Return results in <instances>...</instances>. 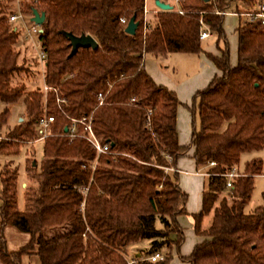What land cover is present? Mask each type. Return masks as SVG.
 <instances>
[{
	"label": "trees",
	"instance_id": "16d2710c",
	"mask_svg": "<svg viewBox=\"0 0 264 264\" xmlns=\"http://www.w3.org/2000/svg\"><path fill=\"white\" fill-rule=\"evenodd\" d=\"M261 1L177 0L171 9L148 16L143 31V0H31L21 9L44 13L38 34L46 54L43 83L56 90L47 91L42 103L41 90L24 93L22 86L9 85L22 67L11 49L17 35L7 22L11 11L0 1V127L7 106L19 99L27 115L6 140L0 139V154L17 155L35 138L33 123L44 105L53 117L41 142V159L26 161L25 172L35 185H25L22 211L17 208V169L11 161L0 168V264H21L26 255H35L38 264H126L127 247L145 239L149 248L134 257L136 263L168 264L171 250L177 252L184 239L176 217L186 214L187 198L171 170L190 148L195 166L205 169L207 184L199 210L189 214L201 241L179 258L188 264H264V191L262 205L243 211L262 162L253 157L240 166L242 153L264 146V25L239 16L231 67L223 15L216 13L232 8L229 12L240 14ZM131 16L138 25L129 35L119 19ZM202 27L219 42L214 54L200 48ZM62 31L89 34L97 48H78L68 57ZM171 52H203L219 72L193 96L197 128L184 145L176 132L180 102L142 66L144 54ZM84 115L108 145V154L96 155L83 138L62 134L67 117ZM235 168L232 186L225 189L221 174ZM207 214L209 223L201 228ZM7 226L28 236L16 250L6 247ZM162 249L163 259L143 260Z\"/></svg>",
	"mask_w": 264,
	"mask_h": 264
},
{
	"label": "crops",
	"instance_id": "0c3cea01",
	"mask_svg": "<svg viewBox=\"0 0 264 264\" xmlns=\"http://www.w3.org/2000/svg\"><path fill=\"white\" fill-rule=\"evenodd\" d=\"M146 6L149 10L148 16H150L156 10V6L153 0H146ZM225 17L229 18L225 19ZM239 19L233 13L225 14L222 18V28L228 44V63L231 67L236 64ZM217 45H219V42L212 34L200 41V48L204 52L216 53L215 48ZM142 66L156 84L166 87L176 95L180 102L176 110L177 140L181 145L187 144L192 129L197 128V119L191 112L193 96L197 91L205 88L212 80L217 78L219 72L203 52H171L157 57L144 54ZM191 154L192 148L188 150L187 155L176 160L174 169L171 170V172L175 173L177 185L187 195L185 202L186 214L176 217V221L183 231L184 239L177 252L172 250V257L169 263L172 262L173 264H188L181 260L179 256H187L193 246L201 241V237L193 231L192 219L189 221L185 219V215L199 210L201 193L207 184V176L203 174L205 169L195 166ZM243 162L240 163V166ZM235 171H237V168H235ZM210 216V214L205 215L203 217H206L204 222L202 218L201 228L207 227ZM169 238H173L172 234L169 235ZM142 244L140 241L129 245L126 250H131V257L141 256L149 248V242L148 248H142Z\"/></svg>",
	"mask_w": 264,
	"mask_h": 264
},
{
	"label": "rangeland",
	"instance_id": "374dc122",
	"mask_svg": "<svg viewBox=\"0 0 264 264\" xmlns=\"http://www.w3.org/2000/svg\"><path fill=\"white\" fill-rule=\"evenodd\" d=\"M6 5L7 11L14 12L17 9H21L23 4L31 2V0H0ZM22 10V9H21ZM229 9V11H231ZM23 12V11H22ZM24 13V12H23ZM27 14V13H24ZM29 18V17H27ZM229 17H225L228 19ZM148 19V17H147ZM16 39L14 43L11 45V49L14 53H16V64L21 66L22 69L15 72L9 81V85L12 86H22L23 92H31L40 90L42 81L39 66L35 60V49L32 45L31 41L28 39H23L21 34L16 33ZM43 102V98L41 103ZM3 105L0 104V112L3 109ZM21 119L26 120L27 115L24 111V106L22 100L19 99L16 103L8 105V115L6 118V122L4 125L0 127V139L6 140L8 137V131H10L18 121ZM41 143H27L20 146V151L17 155H1L0 154V168L1 166L7 162L11 161V166L17 169V208L22 211L24 209V194L26 192L25 185L32 186L35 185L34 180H32L29 175L25 172V165L27 159L33 158L36 162H39L41 159ZM252 157H259L261 159V174L253 177V189L250 194L249 200L246 202L243 207V211L246 213L251 212L255 207L262 205V192L264 191V146L257 150L242 153L240 155V163L244 160L250 159ZM1 190V184H0ZM225 192H221L219 195H223ZM211 215V214H210ZM185 219L187 221L191 220L190 215H185ZM206 217L203 218V222ZM210 220V217H209ZM209 223V221H208ZM155 226L157 228L160 227L158 221H156ZM172 240L175 238V234L171 233ZM4 237L6 242V247L8 250H16L19 246L25 244L28 240V236L24 233H21L14 229L11 226H7L4 229ZM142 248H148V240L141 241ZM174 250V249H172ZM171 250V257H172ZM129 251V252H128ZM164 252V249L161 250ZM131 250H126V257H131ZM174 255V254H173ZM21 264H38V259L35 255H26L21 258ZM169 264H173L170 262Z\"/></svg>",
	"mask_w": 264,
	"mask_h": 264
},
{
	"label": "built area",
	"instance_id": "2783aa9c",
	"mask_svg": "<svg viewBox=\"0 0 264 264\" xmlns=\"http://www.w3.org/2000/svg\"><path fill=\"white\" fill-rule=\"evenodd\" d=\"M164 3H167L169 5H175L177 3V0H159ZM156 9H158L156 7ZM159 10V9H158ZM156 11V10H155ZM154 11V12H155ZM179 13H182L181 11L178 10ZM221 15H225L228 13H233L237 15L238 17H243L247 20L251 21H259V23L264 25V2H258L254 5H251L247 7V11L242 12L240 14L236 12H216ZM148 14L149 10L146 6V0H143V6H142V25H143V31L146 30V25H148ZM30 14H24L21 9H17L16 11L10 13L7 16V22L10 25V29L15 32L21 34V37L23 39H28L31 41L32 45L34 46L35 49V60L39 66L40 70V75L42 79V85L40 87V90L43 95V102L45 101V94L49 90H53L54 92L56 91L54 88L51 86H48L43 83V77H44V68H45V59H46V54L42 49L41 43L38 40V34L40 33V27L38 24H34L33 22L29 21ZM120 24L124 27L127 23V20L125 18H120L119 19ZM210 35V32L205 28L202 27L198 33V40L202 41L206 37ZM98 98V104H101L102 100V95L100 93L97 94ZM62 101V100H59ZM68 119V124L65 126L66 130L63 131V135H65L67 138L72 139L76 137L83 138L88 145L95 151V154H108V145L101 143L100 139L94 134L91 124H90V118L88 116H81L79 118H71L67 117ZM53 117L50 114H47L45 105L43 107L42 112L40 115L37 117V119L34 121L33 125L35 128V138L28 141V143L35 144L38 142H42L43 139L49 135V127L50 123L52 122ZM96 161H92L90 164V168L93 169L95 166ZM209 166L214 165L213 162L208 163ZM204 175H207L205 172L203 173ZM237 175L236 171L234 169H231L223 174H221L223 180H224V188L229 189L231 188V181L232 178H234ZM86 188H83V192H85ZM164 255L163 252L156 250L153 251L146 256L143 257V260L154 262L156 260H161L163 259ZM136 259L134 257H126V264H137Z\"/></svg>",
	"mask_w": 264,
	"mask_h": 264
},
{
	"label": "water",
	"instance_id": "95a60500",
	"mask_svg": "<svg viewBox=\"0 0 264 264\" xmlns=\"http://www.w3.org/2000/svg\"><path fill=\"white\" fill-rule=\"evenodd\" d=\"M207 1V0H202ZM154 5L160 10H169L172 8L171 5L164 3L159 0H153ZM44 13L37 11L35 8L31 9L29 21L33 22L34 24L40 25L43 22ZM138 22L134 19V16H131L128 20L126 25L124 26L123 31L126 34L132 35L135 33L137 28ZM61 34L67 38L68 44L70 46V51L68 53V57L72 56L78 48H90L91 50H95L97 48V42L89 35V34H80L75 36L70 32L62 31ZM66 128H63L65 131ZM34 165V161L31 162Z\"/></svg>",
	"mask_w": 264,
	"mask_h": 264
}]
</instances>
